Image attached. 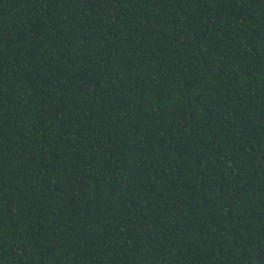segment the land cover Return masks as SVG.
<instances>
[{
    "label": "trees",
    "instance_id": "obj_1",
    "mask_svg": "<svg viewBox=\"0 0 264 264\" xmlns=\"http://www.w3.org/2000/svg\"><path fill=\"white\" fill-rule=\"evenodd\" d=\"M0 264H264V0H0Z\"/></svg>",
    "mask_w": 264,
    "mask_h": 264
}]
</instances>
